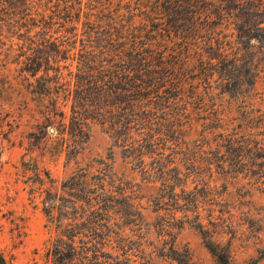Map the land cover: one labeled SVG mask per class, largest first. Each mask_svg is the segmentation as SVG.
<instances>
[{"label": "trees", "instance_id": "trees-1", "mask_svg": "<svg viewBox=\"0 0 264 264\" xmlns=\"http://www.w3.org/2000/svg\"><path fill=\"white\" fill-rule=\"evenodd\" d=\"M232 18L239 39L259 31L264 44V0H0V115L9 110L2 121L29 117L37 130L27 136L29 151L63 155L67 164L78 163L94 124L106 126L146 177L161 182L154 227L162 243L153 253L177 264H198L188 247L175 245L186 225L200 233L215 264H239L231 242L220 239L236 238L242 224L204 181L201 163L190 159L191 171L182 172L169 142L202 119L203 132L214 136L205 137L217 167L229 161L264 178L259 121L245 112L233 124L213 97L214 76L228 93V77L239 68L223 35ZM90 169L78 167L59 184L37 158L23 160L20 174L32 200L41 199L51 230L41 264H129L123 234L128 228L141 237L145 228L137 198L108 165L98 174ZM192 175L203 180L187 191ZM0 264H10L1 252Z\"/></svg>", "mask_w": 264, "mask_h": 264}, {"label": "rangeland", "instance_id": "rangeland-1", "mask_svg": "<svg viewBox=\"0 0 264 264\" xmlns=\"http://www.w3.org/2000/svg\"><path fill=\"white\" fill-rule=\"evenodd\" d=\"M235 20L232 18L229 21L231 25L223 35H227V39L232 42L230 58H238L239 68L228 77L230 84L228 93H223L218 75L214 76L213 97L217 108L224 111L226 120L236 125L245 119V112H253L251 119L259 121V132H262L264 130L261 127L264 118V44L259 41V31L239 39V32L234 29ZM251 67L253 71L250 73ZM254 78L256 85L252 88L250 84ZM238 90L242 97L235 93ZM7 111L9 110L0 115V252L10 264H41L45 245L51 237L41 199L32 200L30 187L25 183L26 178L20 174L23 160L27 161L30 156L37 158L41 168L49 171L59 184L66 181L78 167L89 165L91 172L98 174V170L108 165L116 183L122 184L127 189L128 195L134 194L137 198L136 203L144 217L145 228L141 237L128 228L123 234L127 238L129 264H143L145 257L151 259L150 264H177L173 260L161 258L153 253L154 246L160 247L162 243L154 227L159 216L154 211V203L159 196L161 182L146 177L136 161L125 155L123 148L116 143L106 126L94 124L78 163L67 164L63 155L47 154L41 158L39 150L30 152L31 141L27 136L37 132L32 128L35 123L29 120V117L16 121L14 118H7L6 121H2ZM203 123L202 119L192 121V131L186 128L188 132L178 141L168 143L175 152L173 155L170 149H165L163 152L165 156L171 155L175 158L184 173L191 171L190 159L196 160L198 164L201 163L204 181H209L211 187L235 207L232 209V214L235 216L236 224H242V228L239 227L240 231L236 238L225 235L220 239L224 245L231 242L233 261L239 264H264V259H260L264 250V183H262L264 178L259 180L245 169L237 171L229 161L224 164V168L217 167L213 159L215 146L211 147L207 144L208 138L212 140L214 136L203 132ZM10 124L14 128L12 134L9 133ZM221 132L223 131L217 130L215 134ZM223 152L226 154L225 151ZM151 162L152 159H146L147 164ZM196 180L203 179L192 175L187 191L193 190L196 184L201 182ZM195 181L196 183H193ZM177 192L179 193L180 189ZM160 214L164 215L165 212L162 211ZM182 216V213H177L178 219ZM202 216L206 219L207 213L202 212ZM250 223L254 226V231L248 229ZM175 245L179 249L188 247L198 264H215L200 233L191 225L184 226L177 233ZM117 254H122V251H118Z\"/></svg>", "mask_w": 264, "mask_h": 264}]
</instances>
